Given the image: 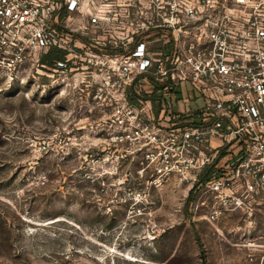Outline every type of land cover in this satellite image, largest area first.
Returning a JSON list of instances; mask_svg holds the SVG:
<instances>
[{
	"label": "built area",
	"instance_id": "1",
	"mask_svg": "<svg viewBox=\"0 0 264 264\" xmlns=\"http://www.w3.org/2000/svg\"><path fill=\"white\" fill-rule=\"evenodd\" d=\"M51 49L62 82L106 102V143L151 188L264 195V0H0V67ZM183 88L204 104L175 109Z\"/></svg>",
	"mask_w": 264,
	"mask_h": 264
},
{
	"label": "rangeland",
	"instance_id": "2",
	"mask_svg": "<svg viewBox=\"0 0 264 264\" xmlns=\"http://www.w3.org/2000/svg\"><path fill=\"white\" fill-rule=\"evenodd\" d=\"M45 55L0 67V264H264V195L236 206L175 180L151 188L106 143V102ZM196 97L183 88L174 108L197 109Z\"/></svg>",
	"mask_w": 264,
	"mask_h": 264
},
{
	"label": "trees",
	"instance_id": "3",
	"mask_svg": "<svg viewBox=\"0 0 264 264\" xmlns=\"http://www.w3.org/2000/svg\"><path fill=\"white\" fill-rule=\"evenodd\" d=\"M64 58V53L61 50L58 49H51L44 57H43V61L46 63H52L57 60V59H63ZM133 102L135 100H132ZM214 172L212 171L211 168H206L203 172L201 181H205L206 179H208Z\"/></svg>",
	"mask_w": 264,
	"mask_h": 264
}]
</instances>
